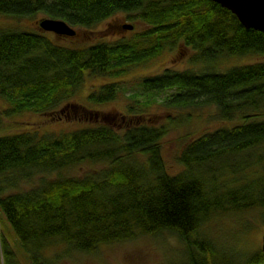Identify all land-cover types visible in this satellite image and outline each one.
Segmentation results:
<instances>
[{
  "label": "trees",
  "instance_id": "trees-1",
  "mask_svg": "<svg viewBox=\"0 0 264 264\" xmlns=\"http://www.w3.org/2000/svg\"><path fill=\"white\" fill-rule=\"evenodd\" d=\"M119 12L145 27L77 47L39 30L0 25V96L9 104L0 110V128L3 118L22 112L52 118L62 104L79 108L73 119L89 121L60 132L0 134V214L30 264H62L72 251L163 232L184 243L186 264H217L202 225L216 215L264 209V32L213 0H0V16L44 13L80 28ZM181 45L203 69L166 68L139 81L147 95L171 91L160 103L170 113L165 122L145 121L152 100L140 101L137 93L113 121L102 109L72 101L87 75L115 79L92 90L90 102L114 101L123 89L117 78ZM233 56L261 59L224 71L210 66ZM209 105L233 124L196 137L187 132L177 158L182 168L170 172L163 139L192 118L178 110ZM84 163L93 165L85 174L66 173ZM249 263H264V251ZM0 264H23L3 230Z\"/></svg>",
  "mask_w": 264,
  "mask_h": 264
},
{
  "label": "rangeland",
  "instance_id": "rangeland-1",
  "mask_svg": "<svg viewBox=\"0 0 264 264\" xmlns=\"http://www.w3.org/2000/svg\"><path fill=\"white\" fill-rule=\"evenodd\" d=\"M48 16L38 13L33 18L17 20L0 16L1 26L21 27L31 30H39L49 35L58 44L67 46H85L100 41H112L118 38L131 37L137 31L142 30L145 24L137 18L130 17L129 13L119 12L103 20L92 28H80L74 26L76 34L74 36L59 35L52 31H45L40 26V21ZM133 25L132 29H125L124 25ZM193 50L186 46H180L164 51L158 57L134 67L129 73L117 78L120 88H123L118 98L112 102L95 104L88 100L89 93L99 85L115 80L86 76L80 89L77 91L72 101H78L86 106L98 108L110 114L108 120L116 113L126 110V106L131 103L128 96L132 93L138 94L140 101L152 100V105L147 108L145 121L153 124L165 122L170 115L160 103L162 99L169 95L171 91L162 94L147 95L143 93L139 84L140 79L146 75H154L163 72L166 68L183 70H200L204 63L191 61ZM257 56H233L220 59L210 66H214L219 71L227 70L233 66L250 63L249 61L260 60ZM87 73V72H86ZM149 96V97H147ZM156 102H154V100ZM62 104L58 108L59 113L54 117L50 114H36L34 112H22L3 118V126L0 134L21 132L22 130L46 131H66L74 128L81 121L88 119H73V114H79V108ZM66 107V108H65ZM9 108V104L0 96V110ZM61 109L63 111H61ZM178 110V109H176ZM175 110V111H176ZM178 113H191V120L188 123L178 124L163 139V155L165 162L172 173L181 170L178 155L186 142L184 136L189 132L191 137L216 129L223 125L233 124L232 121H225L218 116V109L214 105L200 107L196 109L178 110ZM113 114V115H111ZM69 115V116H68ZM60 116V117H59ZM95 118V117H94ZM119 118L115 116L114 120ZM144 120V119H143ZM113 121V120H112ZM93 166L89 163L81 164L69 169V175L80 176L85 174ZM39 177L35 178L38 180ZM0 230L12 240L18 252L19 259L23 264H30L27 252L18 243L17 238L8 222L0 214ZM200 236L213 242L215 252L211 259L217 264H250L249 258L262 249L264 234V209L253 208L245 211L230 212L216 215L211 220L204 223L200 228ZM62 244L59 245V247ZM65 246L61 249L65 250ZM188 253L184 243L174 234L167 232L159 234L139 235L137 238L114 242L102 245L97 251L92 252H69L61 261L62 264H186Z\"/></svg>",
  "mask_w": 264,
  "mask_h": 264
},
{
  "label": "water",
  "instance_id": "water-1",
  "mask_svg": "<svg viewBox=\"0 0 264 264\" xmlns=\"http://www.w3.org/2000/svg\"><path fill=\"white\" fill-rule=\"evenodd\" d=\"M232 11L247 28H254L264 32V0H213ZM40 26L45 31H52L59 35L74 36L76 30L65 20L44 18ZM125 29H132L133 25H124ZM262 250L264 251V234ZM264 264V263H250Z\"/></svg>",
  "mask_w": 264,
  "mask_h": 264
}]
</instances>
